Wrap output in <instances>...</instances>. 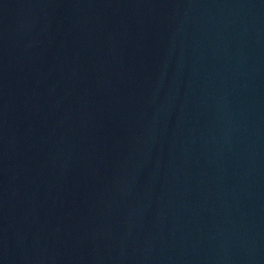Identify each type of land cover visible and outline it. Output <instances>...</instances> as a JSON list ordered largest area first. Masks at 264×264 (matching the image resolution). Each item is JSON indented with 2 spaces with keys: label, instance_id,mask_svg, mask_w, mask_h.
<instances>
[{
  "label": "water",
  "instance_id": "water-1",
  "mask_svg": "<svg viewBox=\"0 0 264 264\" xmlns=\"http://www.w3.org/2000/svg\"><path fill=\"white\" fill-rule=\"evenodd\" d=\"M0 264H264V0H0Z\"/></svg>",
  "mask_w": 264,
  "mask_h": 264
}]
</instances>
